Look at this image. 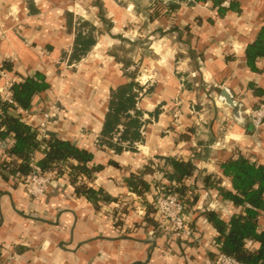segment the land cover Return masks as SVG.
<instances>
[{"label":"crops","instance_id":"obj_1","mask_svg":"<svg viewBox=\"0 0 264 264\" xmlns=\"http://www.w3.org/2000/svg\"><path fill=\"white\" fill-rule=\"evenodd\" d=\"M161 3L178 7L150 20ZM221 8L211 0H0V71L15 80L39 72L49 85L32 101L27 119L39 126V114L57 103L63 118L47 126V136L88 150L94 155L91 166H102L75 185L64 165L70 172L61 174L46 196L31 200L22 178L1 165V262L215 264L218 233L204 211L228 220L238 209L204 180L219 175L221 163L235 153L264 165V126H239L217 101L227 87L244 112L264 103V52L251 64L246 54L253 46L258 52L259 43L264 51V0H223ZM134 16L140 26H134ZM133 29L143 32L144 40L126 43L121 33ZM88 36L93 44L87 54L75 57L77 37ZM137 62L156 70L146 88L137 81ZM4 83L0 77V88ZM125 93L136 96L135 109L127 113H140L135 140L121 137L129 122L125 114L105 132L107 117L115 114L113 102ZM35 158L33 167L43 155ZM155 159L162 181L170 185V160L196 167L182 182L195 179L188 189L191 201L197 196L188 211L189 238H173L155 219ZM131 175L148 182L149 189L131 190ZM78 185L103 190L109 199L95 204L77 193ZM222 186L230 189L227 179Z\"/></svg>","mask_w":264,"mask_h":264},{"label":"trees","instance_id":"obj_2","mask_svg":"<svg viewBox=\"0 0 264 264\" xmlns=\"http://www.w3.org/2000/svg\"><path fill=\"white\" fill-rule=\"evenodd\" d=\"M211 1L213 6L222 10L223 0ZM177 7L174 4H157L150 14V20L170 15ZM92 44L93 40L90 36L85 37L84 40L77 37L75 57L86 55ZM255 48L256 46L249 48L246 53L249 64L252 63L256 54L264 52L260 43L257 45L258 52L254 51ZM5 67L9 68L8 64ZM48 87L44 75L36 72L32 76L15 81L12 92L16 105L3 102L0 98V140L6 155L1 168H8L12 175H28L33 170L32 163L36 159V154L41 153L43 158L37 162V167L42 171L56 169L61 175L63 174L62 165H67L71 171V182L76 185L78 175L83 174L91 179L96 171L102 169V166H91L94 155L71 141L62 140L55 135L41 139L37 126L32 128L21 120L22 112L28 109L34 98ZM135 97L125 93L119 96L117 103L113 102L115 114L112 113L113 115L107 117L105 132L109 130L110 124L113 125L119 121V115L125 114L124 117L129 119V122L125 124L126 129L121 134L122 139H138L140 113L136 111L135 116L127 113L129 108L135 106ZM11 135H13L12 142H10ZM19 160L21 163H18ZM169 163L174 170L169 174V179L174 184L171 182L172 185L168 186L190 209L191 204L197 200L195 196L191 201L192 195L188 193L189 188L194 186L195 179L189 185H184L182 182L193 175L196 167L191 162L170 160ZM220 168L219 175L205 178V185L217 189L221 198L230 201L238 211L228 220L223 219L221 214L215 211H204L207 221L218 233L214 242L217 248L216 254L230 255L243 264H264V228L261 226V218L264 217V165L242 153H235L230 160L221 163ZM146 170L150 171L152 167L148 165ZM224 178L230 183V189L223 188ZM127 179L131 190L136 193L150 187L148 182L138 176L131 175ZM76 191L95 204L100 200L109 199L103 190L96 191L85 185H78Z\"/></svg>","mask_w":264,"mask_h":264},{"label":"built area","instance_id":"obj_3","mask_svg":"<svg viewBox=\"0 0 264 264\" xmlns=\"http://www.w3.org/2000/svg\"><path fill=\"white\" fill-rule=\"evenodd\" d=\"M0 77L5 79L4 85L0 88L1 101L6 102L8 104L16 105L13 99V92H12V87L16 80L12 78L7 72L0 71ZM144 79H146V81L142 83ZM150 80H152V77L150 78L149 76L147 78H143L142 81L140 79L138 83L140 84V86H143V88H146L150 83ZM23 112L24 114L21 115V120L24 121L26 124L30 125L32 128H34V126L27 119L28 116L30 115L29 110L26 109ZM245 113L248 117L251 118L252 125L254 126L255 129H260L264 126V103H261L254 108L247 109ZM192 114L196 115L197 112L194 109H192ZM39 115L42 120L39 126H37V130L39 132V138L41 139L49 138L46 132L47 126H49L55 121L62 120L63 111L57 105V103H53L49 105L48 108L44 112H41ZM199 119H201V117ZM12 137L13 135H11L10 139H12ZM0 148H1V140H0ZM5 158H6L5 154H3V158H1L0 156V167ZM154 163L155 166L157 167L156 171L153 174L155 186L153 187L152 206L156 217L155 219L158 221L159 226L167 233H170L173 236V238L177 240L182 238L184 239L186 237L189 238L192 236V230L190 229L188 224L189 208L185 206L181 198L171 189L170 186H168L169 184H166L162 181L160 177L161 167L159 161L155 159ZM62 167H63L62 168L63 174H67L70 172L67 166L62 165ZM6 169L7 168H4V170ZM13 176L22 178L21 181L23 183L25 192L31 200H39L44 196H46L53 182L59 179L61 175L59 171L56 169L50 171H42L39 167L35 166L28 175H17V176L13 175ZM77 178L82 181L84 180L85 183L88 180L87 177L83 174L78 175ZM0 264H4V263L0 261ZM215 264H243V263L230 255L220 253L217 255Z\"/></svg>","mask_w":264,"mask_h":264},{"label":"water","instance_id":"obj_4","mask_svg":"<svg viewBox=\"0 0 264 264\" xmlns=\"http://www.w3.org/2000/svg\"><path fill=\"white\" fill-rule=\"evenodd\" d=\"M218 101L222 104L226 105L231 111L233 120L241 127H249V129L254 130V126L252 125V120L248 117L244 112L243 103L238 101L232 91L224 87L218 94Z\"/></svg>","mask_w":264,"mask_h":264},{"label":"rangeland","instance_id":"obj_5","mask_svg":"<svg viewBox=\"0 0 264 264\" xmlns=\"http://www.w3.org/2000/svg\"><path fill=\"white\" fill-rule=\"evenodd\" d=\"M132 22L134 23V26L135 27L136 26H140V24H141V20L137 16L136 17L135 16L132 17ZM121 34L124 37L122 39H124V41L126 39V43H128L127 40H129V41H131V40H135L136 41L138 39L144 40V33L143 32L140 33V30H139V32H137V30L135 31V29H133L132 32H122ZM126 43L124 42L125 45H126ZM137 55H138V52H135L134 51L133 52V57L136 58ZM135 68H136V70H139L138 71L139 72L138 73L139 76L137 78V81H139L140 79L142 81L143 78H147V77L150 76V78L152 77V80H150V83L148 84V86H149L153 82V80H155L154 77L156 75V70L153 67H151L150 69H148L141 62H137V65L135 66ZM145 81H146V79H144L142 81V83H144ZM217 101H218V94H217ZM220 104H222V103L220 102ZM224 106L226 107V105H224Z\"/></svg>","mask_w":264,"mask_h":264}]
</instances>
